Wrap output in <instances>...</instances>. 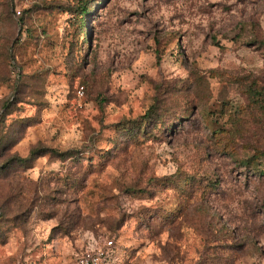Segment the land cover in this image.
Returning <instances> with one entry per match:
<instances>
[{
	"label": "rangeland",
	"instance_id": "rangeland-1",
	"mask_svg": "<svg viewBox=\"0 0 264 264\" xmlns=\"http://www.w3.org/2000/svg\"><path fill=\"white\" fill-rule=\"evenodd\" d=\"M111 236L264 264V0H0V264Z\"/></svg>",
	"mask_w": 264,
	"mask_h": 264
},
{
	"label": "built area",
	"instance_id": "built-area-1",
	"mask_svg": "<svg viewBox=\"0 0 264 264\" xmlns=\"http://www.w3.org/2000/svg\"><path fill=\"white\" fill-rule=\"evenodd\" d=\"M98 242L81 250L76 257V264H114V236L103 238L102 243Z\"/></svg>",
	"mask_w": 264,
	"mask_h": 264
},
{
	"label": "trees",
	"instance_id": "trees-1",
	"mask_svg": "<svg viewBox=\"0 0 264 264\" xmlns=\"http://www.w3.org/2000/svg\"><path fill=\"white\" fill-rule=\"evenodd\" d=\"M87 11H88V9L86 8L85 5H83V6L80 8V10H79V14H80V18H81V19L86 15ZM52 151H53V150H52ZM37 153H38L37 150H33V151H31V153L29 154V157H30V158H32V157H36V156L38 155ZM15 159H16V161H19V162H23V161L26 160L25 158H21V157H16Z\"/></svg>",
	"mask_w": 264,
	"mask_h": 264
}]
</instances>
